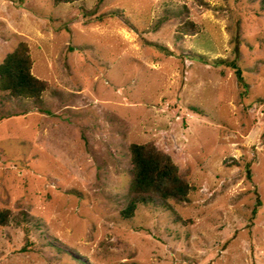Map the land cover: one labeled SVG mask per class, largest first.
I'll use <instances>...</instances> for the list:
<instances>
[{
	"label": "rangeland",
	"instance_id": "1",
	"mask_svg": "<svg viewBox=\"0 0 264 264\" xmlns=\"http://www.w3.org/2000/svg\"><path fill=\"white\" fill-rule=\"evenodd\" d=\"M20 42L49 88L0 93V264H264L259 0H0V63ZM148 142L191 189L123 220Z\"/></svg>",
	"mask_w": 264,
	"mask_h": 264
},
{
	"label": "trees",
	"instance_id": "2",
	"mask_svg": "<svg viewBox=\"0 0 264 264\" xmlns=\"http://www.w3.org/2000/svg\"><path fill=\"white\" fill-rule=\"evenodd\" d=\"M79 0H50L53 6L73 4ZM264 9V0H259ZM180 26V33L196 34L198 28L190 22ZM236 74L237 83L245 93L239 68L229 64ZM31 59L28 47L20 42L0 63V93L9 100H39L49 88L48 84L31 73ZM130 163V182L127 200L119 215L121 219H131L138 205L153 204L168 207L170 202L184 201L190 192L189 184L179 173L177 165L170 156L151 143L131 144L128 147ZM9 211L0 210V227L7 226ZM25 232L27 230L23 228Z\"/></svg>",
	"mask_w": 264,
	"mask_h": 264
}]
</instances>
